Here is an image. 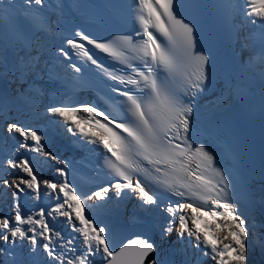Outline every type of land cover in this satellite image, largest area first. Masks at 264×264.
<instances>
[{
    "label": "snow or ice",
    "instance_id": "obj_1",
    "mask_svg": "<svg viewBox=\"0 0 264 264\" xmlns=\"http://www.w3.org/2000/svg\"><path fill=\"white\" fill-rule=\"evenodd\" d=\"M219 2L230 42L239 45V53L248 52L237 61L238 70L250 74L259 68L264 100V38L256 45L243 35L246 25L258 24L264 37V0ZM183 6V0H134L139 39L125 35L101 42L78 28L66 39L68 49L59 47L55 58L45 59L44 41L61 21H53L49 9L62 13L63 0H0V25L7 11L14 35L4 40L0 27V79L12 75L27 85L13 97L0 94V125L36 154L8 159L15 178L0 177L12 208L0 216V264H250L257 247L264 251L257 232L264 222L245 214L231 169L219 162L212 145L192 135H199L194 112L211 82L212 53L199 46L198 26ZM233 15L243 22L230 23ZM85 42L123 67H105ZM73 55L83 62H71ZM88 62L113 82L110 98L118 101L119 114L72 89L66 101L45 107L51 136L20 123L22 109H37L46 92L57 91L51 85L64 84L61 71L70 69L71 79L79 81ZM56 137L82 154L66 159L50 150L48 141ZM97 154L111 179L89 194L75 183V173ZM46 168L51 178H45ZM42 193L54 206L47 213L43 207L26 213L22 197L38 201ZM126 198L157 218L144 225L142 235L117 246L108 217ZM58 217L66 218L68 235L50 223Z\"/></svg>",
    "mask_w": 264,
    "mask_h": 264
},
{
    "label": "bare ground",
    "instance_id": "obj_2",
    "mask_svg": "<svg viewBox=\"0 0 264 264\" xmlns=\"http://www.w3.org/2000/svg\"><path fill=\"white\" fill-rule=\"evenodd\" d=\"M4 82H5V79L0 81V94H3L4 96L8 97L7 93H9V92L12 93L13 90H16L17 88L16 87L11 88L9 86L7 88H3L2 85ZM87 99L88 98H84L83 100H87ZM45 107H46V104H44V107H39L35 110H32V112H33V114H41L46 118L47 115L45 112ZM50 176H51V174H50ZM93 191H95V190H93ZM49 209L50 208H46L45 211L47 212ZM242 210L245 212V214L253 217L257 224H261L263 222L262 215L264 213V183L257 182L255 184V193H254V196L252 198V201L248 206L242 207ZM153 214H154V216L152 217V221L156 220V218H157L156 214L155 213H153ZM140 217H142L141 211L140 212L130 211L128 213V215H124V217H123L120 208L117 207V209H115L114 212L108 217V223H110L112 225L116 222H119V220H123V221L127 222L129 219L138 220ZM54 227L57 230L60 229L59 226H54ZM257 232L259 235L264 237V227H259L257 229ZM255 252L252 253V255L254 256V261H256L258 264H264V254H263L264 251H262L259 247H257Z\"/></svg>",
    "mask_w": 264,
    "mask_h": 264
},
{
    "label": "water",
    "instance_id": "obj_3",
    "mask_svg": "<svg viewBox=\"0 0 264 264\" xmlns=\"http://www.w3.org/2000/svg\"><path fill=\"white\" fill-rule=\"evenodd\" d=\"M264 222V213L262 215ZM143 223L137 225H127L117 224L113 227L115 235V243L117 246H122L123 243H126L130 239H134L137 235H142L145 232ZM106 264V262H105Z\"/></svg>",
    "mask_w": 264,
    "mask_h": 264
},
{
    "label": "rangeland",
    "instance_id": "obj_4",
    "mask_svg": "<svg viewBox=\"0 0 264 264\" xmlns=\"http://www.w3.org/2000/svg\"><path fill=\"white\" fill-rule=\"evenodd\" d=\"M20 114L22 115V117L21 118H19V117H17V119L20 121V123L21 124H32V116H28L29 114H32V113H30V111L28 110V109H25V110H21V112H20ZM34 115V114H33ZM3 125H0V127H2ZM0 131L3 133L4 132V130L1 128L0 129ZM12 148L11 147H9V148H7V151H6V153H5V151L3 150V156H6L7 157V160L8 159H15V160H19V159H21L20 157H19V154H14V153H11L10 152V150H11ZM0 171H1V169H0ZM5 178H7V176H5ZM6 186H3V193H4V188H5ZM2 188V185H0V189ZM3 196V194L0 196V197H2ZM10 203H11V197H10V195H9V197H8V204L10 205ZM10 213V210L8 209V208H0V216H3V215H8ZM143 221H147V219H145V220H143ZM59 227L61 228L62 226L61 225H59ZM66 227V226H65ZM256 253V252H255ZM264 254V253H263ZM258 264L256 261H254V256L252 255V253L250 254V264Z\"/></svg>",
    "mask_w": 264,
    "mask_h": 264
}]
</instances>
